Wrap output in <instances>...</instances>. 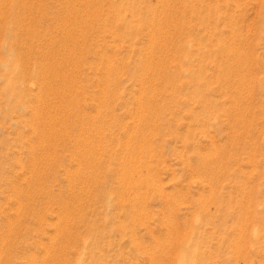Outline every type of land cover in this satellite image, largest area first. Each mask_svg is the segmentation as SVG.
Returning <instances> with one entry per match:
<instances>
[{
	"label": "rangeland",
	"instance_id": "obj_1",
	"mask_svg": "<svg viewBox=\"0 0 264 264\" xmlns=\"http://www.w3.org/2000/svg\"><path fill=\"white\" fill-rule=\"evenodd\" d=\"M0 264H264V0H0Z\"/></svg>",
	"mask_w": 264,
	"mask_h": 264
}]
</instances>
